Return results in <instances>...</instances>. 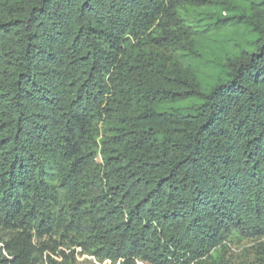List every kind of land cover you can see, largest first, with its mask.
<instances>
[{
    "label": "trees",
    "instance_id": "16d2710c",
    "mask_svg": "<svg viewBox=\"0 0 264 264\" xmlns=\"http://www.w3.org/2000/svg\"><path fill=\"white\" fill-rule=\"evenodd\" d=\"M214 8L252 38L205 84L186 15ZM0 229V264L264 237V0H0Z\"/></svg>",
    "mask_w": 264,
    "mask_h": 264
},
{
    "label": "rangeland",
    "instance_id": "374dc122",
    "mask_svg": "<svg viewBox=\"0 0 264 264\" xmlns=\"http://www.w3.org/2000/svg\"><path fill=\"white\" fill-rule=\"evenodd\" d=\"M237 7L245 5L248 0H231ZM237 11H228L224 8L200 9L187 12V19L196 31V55H187L186 60L196 70L200 80L211 84L220 77L227 59L246 48L252 33L243 25L235 24L229 18ZM224 17H226L224 19ZM0 236L8 238L9 233L0 229ZM58 239V238H57ZM254 238L243 239L228 243L218 248L227 264H262V255L257 251L259 242ZM78 248L75 249L77 253ZM57 264H113L110 260L98 261L87 254H75L74 258L64 260L52 256ZM139 264H145L138 261ZM114 264H118L114 263Z\"/></svg>",
    "mask_w": 264,
    "mask_h": 264
},
{
    "label": "built area",
    "instance_id": "2783aa9c",
    "mask_svg": "<svg viewBox=\"0 0 264 264\" xmlns=\"http://www.w3.org/2000/svg\"><path fill=\"white\" fill-rule=\"evenodd\" d=\"M78 250H79V248H78ZM77 254V253H76Z\"/></svg>",
    "mask_w": 264,
    "mask_h": 264
}]
</instances>
